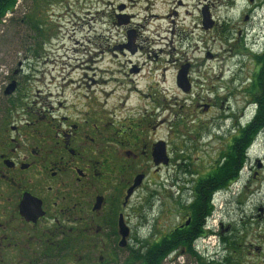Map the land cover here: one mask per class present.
Listing matches in <instances>:
<instances>
[{
    "label": "rangeland",
    "instance_id": "rangeland-1",
    "mask_svg": "<svg viewBox=\"0 0 264 264\" xmlns=\"http://www.w3.org/2000/svg\"><path fill=\"white\" fill-rule=\"evenodd\" d=\"M15 5L0 24V115L4 110L9 124L22 125L25 115L41 126L54 125L61 116L76 121L93 105L104 121L126 126L141 121L146 149L156 141L167 146L169 166L147 163L145 188L130 201L138 256L148 240L177 224L182 205L188 212L194 182L210 170L223 145L214 136L235 135L255 114L256 105H247L261 95L253 88L251 55L264 44V0H19ZM203 11L213 29H203ZM185 65L187 93L175 83ZM11 83H17L15 93L3 96ZM258 129L239 177L232 186L229 181L215 189L221 194L208 225L221 234L206 243L218 245L214 259L223 264H264V128ZM147 190L160 198L152 199ZM193 252L172 255L163 264H213L208 254ZM127 257L120 250L118 264H127Z\"/></svg>",
    "mask_w": 264,
    "mask_h": 264
},
{
    "label": "flooded vegetation",
    "instance_id": "flooded-vegetation-1",
    "mask_svg": "<svg viewBox=\"0 0 264 264\" xmlns=\"http://www.w3.org/2000/svg\"><path fill=\"white\" fill-rule=\"evenodd\" d=\"M263 53L264 46L251 55L254 81L261 69L255 56ZM16 89L17 85L13 94ZM91 106H85L86 113L76 115V121L61 116L56 124L43 126L25 115L17 127L9 124L4 110L1 113L0 264H118L124 249L127 264H143L141 258L135 259L133 242L138 239L132 237L130 201L145 188L147 163L153 165L152 146L161 141L151 142L146 149L141 121L116 125L101 119ZM237 134L238 130L235 135L229 131L214 136L223 145L208 164L210 170L194 182L188 212L182 205L177 224L148 240L147 248L170 243L179 249L176 254L183 255L188 254V246H194L200 256L199 236L190 240L200 209L204 213L201 235L220 236L215 226L208 225V212L214 210L212 196L216 185L224 184L231 155L236 158L240 153L238 145L233 147ZM165 153L168 163L154 166L157 169L171 163L166 145ZM156 193L148 192L152 199L160 198ZM119 224L128 231L123 248L119 247Z\"/></svg>",
    "mask_w": 264,
    "mask_h": 264
},
{
    "label": "trees",
    "instance_id": "trees-1",
    "mask_svg": "<svg viewBox=\"0 0 264 264\" xmlns=\"http://www.w3.org/2000/svg\"><path fill=\"white\" fill-rule=\"evenodd\" d=\"M19 0H0V24L4 21V17L7 15L14 14V8L16 2ZM21 1V0H20ZM257 64L260 65L261 69L258 73V78L253 86L254 90L260 92V97L258 99L251 98L248 103H254L257 107L253 118L250 123H246L244 127L238 128V136L233 139V147H240V153L236 158L231 155L230 162L227 164L228 175L225 178L224 184L230 181V185H232V181L234 182L237 179L238 170L244 163L246 157L244 156V152L248 149L252 142L254 141L256 134L259 133L258 127L262 126L264 128V53L260 57H255ZM256 100V101H255ZM218 185H216V189ZM201 202V201H200ZM193 209V207H190ZM199 208V207H198ZM212 208L209 210L208 214L210 215ZM193 215V211H190ZM207 214V215H208ZM204 213L200 209L197 215V222L192 229V233L190 234V240L196 236L202 234V222H203ZM189 237L188 235L185 236ZM188 254L194 255V252L188 246ZM179 249L177 246L170 245V243L160 242L153 247H144V249L140 250L139 255L136 258H141L143 260V264H163V262L170 257L171 255H175ZM220 264V263H214Z\"/></svg>",
    "mask_w": 264,
    "mask_h": 264
},
{
    "label": "water",
    "instance_id": "water-1",
    "mask_svg": "<svg viewBox=\"0 0 264 264\" xmlns=\"http://www.w3.org/2000/svg\"><path fill=\"white\" fill-rule=\"evenodd\" d=\"M208 14L206 12H202V27L204 30L211 29L213 26V22L209 20ZM131 41V38L129 39ZM131 43H129L126 47L131 48ZM132 51V50H131ZM133 53V52H132ZM188 65L182 66L181 69L178 71L176 75V86L183 92L187 93L190 90V84L188 83ZM15 89V83H11L6 91L5 95H10ZM152 162L154 166L163 164L166 165L168 163V159L166 157L165 153V147L163 143L159 142L156 143L153 150H152ZM140 181V178L137 179V182ZM261 212V211H260ZM128 235L127 229L123 227L122 224H119V236H120V242H119V247L123 248L125 244V238Z\"/></svg>",
    "mask_w": 264,
    "mask_h": 264
},
{
    "label": "bare ground",
    "instance_id": "bare-ground-1",
    "mask_svg": "<svg viewBox=\"0 0 264 264\" xmlns=\"http://www.w3.org/2000/svg\"><path fill=\"white\" fill-rule=\"evenodd\" d=\"M133 92H134L135 94H138L137 91H136L135 89H133ZM246 162H248L247 159L244 160V164H246ZM244 164H243V165H244ZM217 194L220 195V194H221V190H218V191H217ZM224 195H225V194H224Z\"/></svg>",
    "mask_w": 264,
    "mask_h": 264
}]
</instances>
